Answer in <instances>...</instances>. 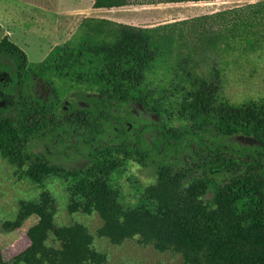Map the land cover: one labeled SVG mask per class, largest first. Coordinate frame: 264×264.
<instances>
[{
  "label": "trees",
  "instance_id": "16d2710c",
  "mask_svg": "<svg viewBox=\"0 0 264 264\" xmlns=\"http://www.w3.org/2000/svg\"><path fill=\"white\" fill-rule=\"evenodd\" d=\"M180 1L186 0H95L93 7ZM188 23L140 27L87 17L79 26L80 38L56 46L35 68H28L25 52L4 35L0 60L12 59L16 73L11 77L0 66V153L40 188L53 176L71 181L69 210L97 212L103 221L98 234L114 244L137 238L159 252L181 255L183 264H264V99L231 103L215 69L211 79L188 71L186 79L180 76V82L164 90L148 80L180 50L185 31L176 27ZM32 72L49 89L54 72L96 93L90 96L89 107L61 114L60 108L67 107L60 105L59 90L52 88L46 96L39 88L40 94L32 95L28 86ZM175 97L177 114L192 127L154 123L149 127L153 148L166 157L190 152L195 163L182 167L172 160L159 162L156 181L145 190L144 206L123 205L109 180L119 166L110 156L151 159L144 137L132 141L125 135L120 144L95 147L90 163L80 169H68L30 149L31 140L40 135L60 140L66 133L84 130L96 138L101 122L112 118L111 110L128 103L163 119L168 109L162 100ZM133 129L125 126L123 133ZM209 133L245 135L256 145L228 146L213 142ZM224 172L231 174L229 180L214 178ZM56 211V200L46 189L37 201L20 202L17 218L4 223L5 228L18 229L31 216L38 220L27 231L29 246L11 264H104L107 255L94 247L89 229L81 223L59 226ZM51 237L54 245L49 243ZM0 264H9L1 248Z\"/></svg>",
  "mask_w": 264,
  "mask_h": 264
},
{
  "label": "rangeland",
  "instance_id": "374dc122",
  "mask_svg": "<svg viewBox=\"0 0 264 264\" xmlns=\"http://www.w3.org/2000/svg\"><path fill=\"white\" fill-rule=\"evenodd\" d=\"M82 1L86 5L89 2V0ZM235 3L241 2H234V5ZM5 5V2L1 4L2 13H4ZM85 15L87 13L82 12L81 16H73L67 22L63 18L60 20L52 18L49 28H46L48 32L46 31L47 34L44 35L28 33V25L0 27V30L13 31L10 39L27 55L28 68H35L56 46L81 37L82 28L79 30L80 25L76 26V23L80 21L81 24ZM158 22L162 20L149 21L146 25ZM139 26L153 27L154 25ZM179 29L185 31L179 43L180 50H177L169 59V64L159 67L148 76V80L154 84V87L160 90L169 89L173 84L181 81L180 76L185 78L188 71H194L200 76L211 79L215 69L220 73V87L223 95L231 103L242 104L249 100L264 99V6L244 4L235 12L192 21L187 25L176 27V30ZM184 58L189 60L185 62ZM181 64L184 68L180 67ZM0 66L7 68L11 77L16 73V63L9 57L0 60ZM184 69L187 71L185 72ZM33 74L34 72L28 85L32 95L38 96L39 88L40 92L46 96H50L52 88L59 90L60 105L67 107V109L60 108L61 114L89 107L90 96L96 93L94 88L90 89L86 85L81 87L75 80L70 81V77L65 78L54 72L51 76L54 83L49 85L51 88L49 89L45 85L41 86L43 82ZM52 96L54 97L53 93ZM177 102L176 97L162 100L161 103L168 109L163 119L139 105L128 103L111 110L112 118L110 121L101 122V131L95 133L96 138H93V133L84 130L74 135L66 133L60 137V140L54 139L51 134L40 135L31 140L30 149L46 154L52 161L68 169H80L90 163L93 148L120 144L125 135L132 141L144 137L145 147L152 156L147 162H140L135 157L124 158L122 155L115 157L108 154L106 156L111 157L108 158L110 161L116 160L119 163L116 170L110 174L109 180L111 185L117 188L121 203L125 206H144L147 203L145 190L156 181L159 162L172 160L182 167H190L195 163L192 164L195 159L190 152L166 157L165 153L159 154L153 148L154 136L149 127L154 123L165 122L168 126L192 127V122L183 120L177 114ZM125 126L134 127V129L129 130V133H123ZM209 138L213 142L236 148H255L256 145L252 137L245 135L224 137L209 133ZM230 177L231 174L227 172L214 175L219 182L229 180ZM69 183L71 181L61 176H53L46 180L44 188H40L24 177L17 167L0 153V248L9 264L16 255L29 246L27 231L38 218L31 216L15 230L6 229L4 223L17 218L21 201H37L44 189L50 191L56 200V224L59 226H70L75 223L85 225L94 236V247L107 255V261L104 264H183L181 255L173 252H159L152 245L140 244L137 238L127 239L122 244H114L108 238L100 236L98 229L103 225V221L97 212L88 214L69 210ZM49 243L55 244L53 237Z\"/></svg>",
  "mask_w": 264,
  "mask_h": 264
},
{
  "label": "crops",
  "instance_id": "0c3cea01",
  "mask_svg": "<svg viewBox=\"0 0 264 264\" xmlns=\"http://www.w3.org/2000/svg\"><path fill=\"white\" fill-rule=\"evenodd\" d=\"M4 2L6 5L4 13H2L3 7L1 4ZM94 2L95 0H89L86 5L82 0H0V27H14L17 24L28 25V33L44 35L48 32L46 28H49L52 18L55 20L63 18L67 22L73 16H81L82 12L87 13L85 18L106 19L134 26L141 24L143 26H157L183 20H189L190 23L216 15H226L239 10L244 4L248 6L258 3L264 4V0H186L158 4H132L113 8H94ZM234 2L241 3H235L234 5ZM160 10L161 12L158 13L157 11ZM165 19L168 20L163 22ZM153 20H162V22L146 25V23ZM79 25L80 21L76 23V26ZM4 32L10 38L13 36L12 30L6 29Z\"/></svg>",
  "mask_w": 264,
  "mask_h": 264
},
{
  "label": "water",
  "instance_id": "95a60500",
  "mask_svg": "<svg viewBox=\"0 0 264 264\" xmlns=\"http://www.w3.org/2000/svg\"><path fill=\"white\" fill-rule=\"evenodd\" d=\"M5 32L3 30H0V40L4 37Z\"/></svg>",
  "mask_w": 264,
  "mask_h": 264
}]
</instances>
